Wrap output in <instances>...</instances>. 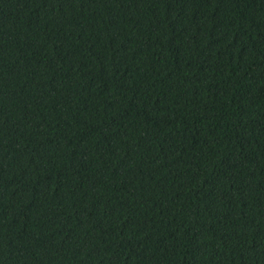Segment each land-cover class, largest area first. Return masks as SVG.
<instances>
[{"label": "trees", "instance_id": "16d2710c", "mask_svg": "<svg viewBox=\"0 0 264 264\" xmlns=\"http://www.w3.org/2000/svg\"><path fill=\"white\" fill-rule=\"evenodd\" d=\"M0 264H264V0H0Z\"/></svg>", "mask_w": 264, "mask_h": 264}]
</instances>
